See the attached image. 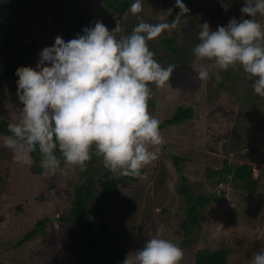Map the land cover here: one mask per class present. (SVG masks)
<instances>
[{
  "label": "rangeland",
  "instance_id": "obj_1",
  "mask_svg": "<svg viewBox=\"0 0 264 264\" xmlns=\"http://www.w3.org/2000/svg\"><path fill=\"white\" fill-rule=\"evenodd\" d=\"M237 1L244 3V0ZM2 2L0 0V32H3L0 46L5 53H0V72L15 62L35 39L39 41V49L18 67L36 70L42 54L55 48L58 39L68 41L83 33L86 26L81 28V20L88 22L89 27L102 20L110 31L120 20L121 31L115 33L119 38L128 34L137 16L147 18L149 21H145L150 23H170L180 12L173 6V0H142V11L128 13L126 17L109 9V0H32L30 7L19 10L10 21L6 19L4 7L1 8ZM225 7L222 0H192L189 11L183 13L176 28L149 41L154 59L162 66L169 63L176 66L164 86L150 85V113L163 123L180 106H192L194 117L181 125L160 130L161 143L149 145L156 151L157 158L146 166L148 175L139 184L124 188L119 197L104 203V217H91V231L77 229L71 233L70 224L60 220L62 213H68L74 195V188L67 183L70 176L77 173L73 165H61V170L45 176L33 173L30 158L2 162L0 157V173L5 178L0 189L2 264H78L74 250L96 234L105 221L111 223L109 236H115L105 244L126 249L127 255L155 235L161 223L165 225L164 238L180 246L190 240L188 246H181L180 264H194L196 252L206 246L229 251L228 264H250L257 252L264 251V154L259 151V148L264 150V97H256L252 87L255 78H250L242 67L221 71V78L217 80L213 61L197 58L192 51L202 23L207 21L212 30H216L218 25L229 22L232 15L223 10ZM254 18L264 25V15L257 14ZM172 38L177 53L165 46V41ZM202 64L210 68L211 77L207 81L195 78ZM227 72L234 75L229 88L227 84L220 85ZM17 80L15 75L0 85V121L8 122L9 115L15 113L19 123L22 105L17 97ZM162 145L167 149L163 151ZM174 156H183L186 161L177 166ZM245 163H255V175L261 176L260 186L253 195L235 182L217 184L218 178L208 176L211 170L224 169L227 164L237 167ZM120 177L114 172V179ZM183 184H191L196 193H215L221 197L218 203L207 206L202 228L188 239L181 229L186 208L178 187ZM19 203L25 208L23 221L51 219L45 241L38 237L14 247L21 235L8 236L6 231L14 227L13 215Z\"/></svg>",
  "mask_w": 264,
  "mask_h": 264
},
{
  "label": "clouds",
  "instance_id": "obj_2",
  "mask_svg": "<svg viewBox=\"0 0 264 264\" xmlns=\"http://www.w3.org/2000/svg\"><path fill=\"white\" fill-rule=\"evenodd\" d=\"M142 7V0H133L125 17L128 11L140 13ZM176 7L180 12L170 23H150L137 16L131 33L119 38L115 33L121 31L120 20L111 31L97 20L75 38L58 39L55 48L42 54L36 70L18 67L20 120L16 122L15 113L9 115L10 135L4 137L13 156L38 154L47 176L61 170L62 163L83 168L94 149L106 169L145 178L142 169L157 158L149 145L162 141L160 121L149 111L150 85L164 86L176 69L154 59L149 41L176 28L189 11L183 0H176ZM240 12L239 19L232 17L216 30L207 21L202 23L192 51L197 58L213 61L217 80L221 71L242 67L255 77L254 92L264 97V25L254 18L264 15V0H244ZM210 77L209 66L202 64L195 78ZM164 232L161 223L123 264H180L183 249L164 238ZM250 264H264V251L257 252Z\"/></svg>",
  "mask_w": 264,
  "mask_h": 264
},
{
  "label": "trees",
  "instance_id": "obj_3",
  "mask_svg": "<svg viewBox=\"0 0 264 264\" xmlns=\"http://www.w3.org/2000/svg\"><path fill=\"white\" fill-rule=\"evenodd\" d=\"M227 6L225 7L229 15L232 17L241 16L240 9L243 4L237 0H222ZM32 0H3L2 7L6 11V19H15L19 10L26 9L30 7ZM133 2V1H132ZM130 0H109V9L114 10L117 13L125 14V12L130 8L132 3ZM187 8H190L192 0H183ZM173 6L176 7V0H173ZM178 8V7H176ZM128 13H131L128 11ZM3 16L5 13L3 12ZM144 20H148L145 18ZM149 21V20H148ZM81 28L85 25L89 27L88 22L81 20L79 22ZM138 23V20H134L128 28L127 33L130 34L133 27ZM3 32H0V38H2ZM8 42V41H7ZM175 39H168L165 41V46L173 53H177V47L175 46ZM54 45V44H51ZM55 46V45H54ZM39 41L35 39L29 44L26 49L19 53L18 59L10 64L5 70L0 72V85L11 77L15 76L16 69L19 64L30 54L33 53L35 49H39ZM0 53H5L3 48L0 46ZM255 78V77H254ZM234 80V75L227 72V76L221 81V86L227 84L229 88L231 81ZM229 83V84H228ZM224 87V86H223ZM256 97H260L256 95ZM256 103L255 100H253ZM149 108L152 106L150 101L148 102ZM194 117V107H183L180 106L171 118L166 119L163 123H160V130L169 128L174 125H181L184 122L191 120ZM7 121H0V157L2 162H12V161H22L23 158L14 157L12 152L5 146L4 137L10 135L7 129ZM218 138V137H217ZM163 151L167 148L162 145ZM260 153L263 155L264 150L259 148ZM260 154V155H261ZM261 155V156H262ZM31 159L32 171L36 175H43L42 168L40 167V156L38 154L31 157H26ZM25 159V157H24ZM173 159L177 166L184 163L186 158L183 156H174ZM227 162V161H226ZM62 165H64L62 163ZM76 172L70 176L67 183L71 185L74 189L73 199L71 201L70 209L68 213H62L60 220L69 223V232H74V230L80 229L85 232L86 230L93 229V222L91 220L92 216L104 217V206L103 204L119 197L124 188H130L134 185L139 184L140 178L137 177H126L121 176L119 180L114 179V172L106 169L103 164L102 156L95 154L93 149L91 159L86 162V165L81 168L80 166H74ZM142 171H146L148 175V170L145 167ZM256 168L254 164H242L236 166L228 165L224 169L211 170L208 174L210 178H218L217 184L228 183V181L235 182L238 187H241L249 192V195H253L256 189L260 186V177H256ZM230 178V179H228ZM144 179V178H143ZM183 182H187L186 178L183 177ZM5 183V178L0 173V189ZM53 187V186H52ZM178 192L184 198V204L186 208V218L181 224V229L184 232L186 239L191 234L196 233L202 228L203 222L206 219L205 211L207 206L212 203H218L221 197L216 196L215 193H210L208 195L196 193L191 184H183L178 187ZM1 199V190H0ZM129 202L132 199H128ZM96 203H99L96 208L94 207ZM16 215H13L14 220L12 223L14 227H10L6 232L8 236L21 235L15 248L25 244L30 241H34L35 238H43L45 241L48 237L49 232L47 228L50 226L51 219L43 218L36 220L35 222L31 219L29 223L23 221L25 214V208L22 203H19L16 207ZM61 214V212H60ZM2 218V217H0ZM20 218V220H19ZM111 223L105 221L99 228V231L92 235V237L78 247L75 253L78 264H121L126 258H122L123 255H127L126 249H116L112 244H105L107 241L115 239V236H109L108 232L110 230ZM190 240L184 241L181 246H188ZM119 250H122L119 252ZM119 252V253H118ZM230 252L226 249H211L209 247H203L196 252V258L194 264H228ZM2 264V262H0Z\"/></svg>",
  "mask_w": 264,
  "mask_h": 264
}]
</instances>
